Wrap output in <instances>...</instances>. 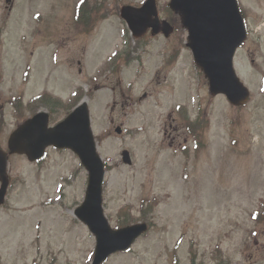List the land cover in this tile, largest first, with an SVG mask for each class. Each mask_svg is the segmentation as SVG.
<instances>
[{
  "label": "rangeland",
  "instance_id": "374dc122",
  "mask_svg": "<svg viewBox=\"0 0 264 264\" xmlns=\"http://www.w3.org/2000/svg\"><path fill=\"white\" fill-rule=\"evenodd\" d=\"M80 1L0 0V147L7 150L9 134L29 114L18 117L12 97L21 94L25 104L47 92L68 106L85 100L107 164L105 215L112 227L121 209L131 223L151 222L104 264H191L192 257L195 264H264V0H238L247 38L234 69L250 98L237 108L209 93L185 31L142 46L132 40L119 9L143 0H85L95 21L89 32L75 22ZM157 2L160 16L175 21L165 11L169 0ZM123 42L138 58L106 71ZM178 106L206 121L203 146L194 148ZM65 115L55 111L51 123ZM8 174L0 264H91L94 236L73 214L87 184L78 158L54 148L40 163L11 155Z\"/></svg>",
  "mask_w": 264,
  "mask_h": 264
},
{
  "label": "water",
  "instance_id": "95a60500",
  "mask_svg": "<svg viewBox=\"0 0 264 264\" xmlns=\"http://www.w3.org/2000/svg\"><path fill=\"white\" fill-rule=\"evenodd\" d=\"M169 7L179 15L188 32L186 45L208 79L210 93L224 94L234 106L245 104L249 91L233 68L234 53L246 39L237 0H170ZM121 16L135 37H141L148 29L153 35L162 33L166 37L173 31L167 21L159 19L155 0H146L141 7L123 6ZM49 146L72 150L88 172L85 197L74 214L95 236L92 264H101L112 253L127 250L146 232L147 225L137 223L113 229L105 218L102 207L105 170L96 152L86 103L52 127H48V114L38 113L18 126L8 139L9 153L25 154L30 161L41 158ZM122 158L130 163L127 151L122 152ZM7 159L8 154L0 149V204L8 187Z\"/></svg>",
  "mask_w": 264,
  "mask_h": 264
},
{
  "label": "trees",
  "instance_id": "16d2710c",
  "mask_svg": "<svg viewBox=\"0 0 264 264\" xmlns=\"http://www.w3.org/2000/svg\"><path fill=\"white\" fill-rule=\"evenodd\" d=\"M85 3H86L85 0H82L80 2V4L77 6L78 8H77L76 14H75V20H76V22H80L81 24L84 23V25H86V24L89 23V21H88V14H89L90 10L92 9V8H90V9H87L86 10V8L84 6ZM93 7L95 8V6H93ZM173 20H174V18L172 16V20L171 21H173ZM173 22H174V24H177V21L176 20L173 21ZM49 102H51L50 98H49ZM187 125H188L189 128H196V130H199V134H198V132H195L193 134L195 138H198V141L196 140V142H197V144H199L200 143V136L197 137V135H201V133H200L201 132V129L207 127L206 126L207 125L206 122L204 120H202L201 118L200 119L198 118V119H196V120H194L192 122H188L187 121ZM190 131H192V130L190 129ZM150 209H151L150 207L147 208V210H150ZM120 213H121L122 216H120L117 219V226H122V225H125V224L131 222V219H128L127 220V219L123 218V215H125L127 213H125L123 210ZM194 261H195V259L192 257L191 258L192 264H194ZM174 264H176V262Z\"/></svg>",
  "mask_w": 264,
  "mask_h": 264
}]
</instances>
